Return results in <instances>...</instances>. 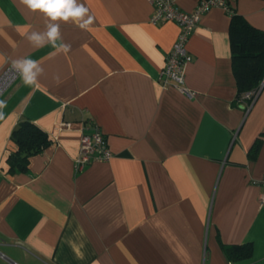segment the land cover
Listing matches in <instances>:
<instances>
[{
    "label": "crops",
    "instance_id": "crops-1",
    "mask_svg": "<svg viewBox=\"0 0 264 264\" xmlns=\"http://www.w3.org/2000/svg\"><path fill=\"white\" fill-rule=\"evenodd\" d=\"M175 1L191 12L199 0ZM229 1L264 31V0ZM77 4L88 9L79 23L0 0V76L24 59L40 69L35 84L19 73L0 94V264H264V201L251 185L264 178V88L246 113L230 15L210 10L188 39L189 99L162 86L176 24L152 25L147 0ZM22 120L52 142L11 169ZM94 124L112 158L75 172ZM245 245L250 257L232 260Z\"/></svg>",
    "mask_w": 264,
    "mask_h": 264
},
{
    "label": "built area",
    "instance_id": "built-area-1",
    "mask_svg": "<svg viewBox=\"0 0 264 264\" xmlns=\"http://www.w3.org/2000/svg\"><path fill=\"white\" fill-rule=\"evenodd\" d=\"M152 7L149 22L158 25L165 22H172L179 28L177 39L172 46L161 72L163 87H173L187 98L192 99L195 93L184 87L185 72L191 62V55L186 45L192 32L196 29L202 15L212 9H220L231 15L233 13L229 0H199L193 11L184 12L179 9L175 0H147ZM19 70L9 65L0 76V94L16 79ZM264 88V79L257 89L246 92L242 95L241 101L244 104L246 113L249 112L260 91ZM80 136V147L78 157L74 161L75 172H80L85 166L101 162L106 163L112 158V153L107 146L106 139L97 125L86 127ZM251 185L259 187L261 193L260 201H264V178L252 180Z\"/></svg>",
    "mask_w": 264,
    "mask_h": 264
},
{
    "label": "trees",
    "instance_id": "trees-1",
    "mask_svg": "<svg viewBox=\"0 0 264 264\" xmlns=\"http://www.w3.org/2000/svg\"><path fill=\"white\" fill-rule=\"evenodd\" d=\"M230 42L232 68L236 86L241 96L258 88L264 79V31L253 28L245 19L232 13L230 15ZM17 147L8 155L11 169H25L30 157L47 148L52 140L35 124L22 120L11 134ZM234 261L245 260L251 255L249 245L233 248L229 253Z\"/></svg>",
    "mask_w": 264,
    "mask_h": 264
},
{
    "label": "clouds",
    "instance_id": "clouds-1",
    "mask_svg": "<svg viewBox=\"0 0 264 264\" xmlns=\"http://www.w3.org/2000/svg\"><path fill=\"white\" fill-rule=\"evenodd\" d=\"M21 3L31 11L39 10L53 21L57 19L67 21L72 18L79 23L80 19L88 12V9L82 4H77V0H21ZM92 23L93 17L89 16L83 24H80V27L86 28ZM46 36L49 41L55 42L59 36L58 25H48ZM30 39L38 46H41L44 42V36L37 33H33ZM13 66L20 71L25 85L31 86L36 83V77L40 69L35 61L30 59L15 61Z\"/></svg>",
    "mask_w": 264,
    "mask_h": 264
}]
</instances>
